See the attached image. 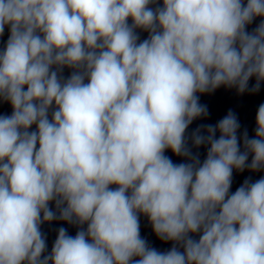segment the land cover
Returning <instances> with one entry per match:
<instances>
[{"label":"clouds","instance_id":"clouds-1","mask_svg":"<svg viewBox=\"0 0 264 264\" xmlns=\"http://www.w3.org/2000/svg\"><path fill=\"white\" fill-rule=\"evenodd\" d=\"M6 27L0 264H264V176L230 191L233 170L264 171V104L243 151L231 110L191 134L203 162L186 136L208 115L198 94L259 91L264 0H0ZM54 220L78 230L45 254Z\"/></svg>","mask_w":264,"mask_h":264}]
</instances>
